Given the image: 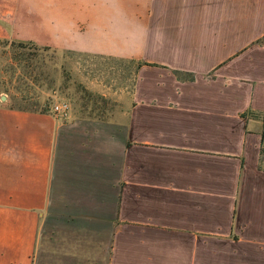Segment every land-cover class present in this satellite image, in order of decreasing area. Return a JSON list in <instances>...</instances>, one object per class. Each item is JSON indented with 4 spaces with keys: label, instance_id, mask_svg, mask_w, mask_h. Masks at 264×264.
<instances>
[{
    "label": "crops",
    "instance_id": "crops-1",
    "mask_svg": "<svg viewBox=\"0 0 264 264\" xmlns=\"http://www.w3.org/2000/svg\"><path fill=\"white\" fill-rule=\"evenodd\" d=\"M0 39L145 63L117 120L0 90V264H264V0H0Z\"/></svg>",
    "mask_w": 264,
    "mask_h": 264
},
{
    "label": "rangeland",
    "instance_id": "rangeland-1",
    "mask_svg": "<svg viewBox=\"0 0 264 264\" xmlns=\"http://www.w3.org/2000/svg\"><path fill=\"white\" fill-rule=\"evenodd\" d=\"M136 66L100 56L34 45L21 50L2 43L0 90L8 88L18 98L27 95L29 103L45 102L52 108L65 101L71 108L68 120L88 119L81 117L83 106L104 119L117 120L121 109L129 105Z\"/></svg>",
    "mask_w": 264,
    "mask_h": 264
},
{
    "label": "trees",
    "instance_id": "trees-1",
    "mask_svg": "<svg viewBox=\"0 0 264 264\" xmlns=\"http://www.w3.org/2000/svg\"><path fill=\"white\" fill-rule=\"evenodd\" d=\"M0 43H4V44H7V43L10 44L11 43L12 45L16 46L18 49H21V50H27L32 45L36 46L33 42L10 41L7 39H0ZM36 47L39 48V46H36ZM40 48H46V47H40ZM46 49H50V48H46ZM55 51H59V50H55ZM143 65H145V63L138 62L136 70H138V68L143 66ZM136 70H135V72H136ZM81 115H82L81 117L88 118V119H101V120L104 119V118L100 117V115L96 114L95 110H89V108L86 106L82 107Z\"/></svg>",
    "mask_w": 264,
    "mask_h": 264
},
{
    "label": "built area",
    "instance_id": "built-area-1",
    "mask_svg": "<svg viewBox=\"0 0 264 264\" xmlns=\"http://www.w3.org/2000/svg\"><path fill=\"white\" fill-rule=\"evenodd\" d=\"M70 111H71L70 105L65 101L56 102L53 106L54 114L62 118H68L70 115ZM262 148L264 149V132H263Z\"/></svg>",
    "mask_w": 264,
    "mask_h": 264
}]
</instances>
